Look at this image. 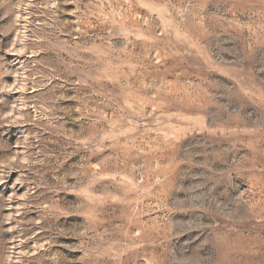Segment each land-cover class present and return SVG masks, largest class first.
Instances as JSON below:
<instances>
[{"label": "rangeland", "instance_id": "1", "mask_svg": "<svg viewBox=\"0 0 264 264\" xmlns=\"http://www.w3.org/2000/svg\"><path fill=\"white\" fill-rule=\"evenodd\" d=\"M0 264H264V0H0Z\"/></svg>", "mask_w": 264, "mask_h": 264}]
</instances>
